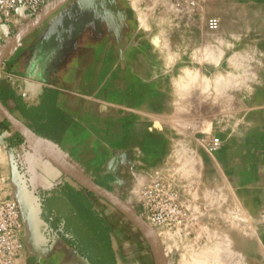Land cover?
Here are the masks:
<instances>
[{
    "label": "crops",
    "instance_id": "1",
    "mask_svg": "<svg viewBox=\"0 0 264 264\" xmlns=\"http://www.w3.org/2000/svg\"><path fill=\"white\" fill-rule=\"evenodd\" d=\"M56 2L0 69V198L21 205L25 264H159L148 234L78 181L106 176L96 184L137 213L156 178L180 190L185 226L156 233L173 264L207 249L216 264H264V0H210L219 33L166 0ZM38 15L0 20V52ZM212 133L219 168L196 159Z\"/></svg>",
    "mask_w": 264,
    "mask_h": 264
},
{
    "label": "built area",
    "instance_id": "2",
    "mask_svg": "<svg viewBox=\"0 0 264 264\" xmlns=\"http://www.w3.org/2000/svg\"><path fill=\"white\" fill-rule=\"evenodd\" d=\"M53 0H0V20L10 17L18 8L30 15H38ZM175 10L197 11L210 0H166ZM210 31H218L221 21L217 17L205 19ZM2 131L0 119V133ZM220 138H213L208 151L216 153L222 148ZM142 205L139 215L154 229L177 230L185 226L188 213L180 190L167 180L156 178L141 190ZM25 224L20 203L15 198H0V264H25Z\"/></svg>",
    "mask_w": 264,
    "mask_h": 264
},
{
    "label": "water",
    "instance_id": "3",
    "mask_svg": "<svg viewBox=\"0 0 264 264\" xmlns=\"http://www.w3.org/2000/svg\"><path fill=\"white\" fill-rule=\"evenodd\" d=\"M56 3V4H55ZM60 3H57L56 0H54L48 8L43 10L28 26H26L24 29H22L19 34L11 40L0 52V69L2 67V64L4 63L6 57L10 53V51L14 48V45L18 39H20L23 36L28 35L31 33L39 24H41L49 15H51L55 10L58 8ZM0 114L6 118H10L9 111L6 109V107L2 104L0 101ZM42 148V147H41ZM43 149V148H42ZM66 173L72 177H75V175L70 172V170L66 168H62ZM76 178V177H75ZM78 181L80 184L87 189L92 190L93 192L104 196L108 200H110L117 208H119L122 212H124L131 220H133L138 226H140L143 230L146 229L149 232V236L151 237L152 243L155 248V252L159 259V264H166V258L163 253V248L161 246V243L155 233V231L152 229V227L141 218V216L135 212L129 205H127L125 202L120 200L118 197L114 196L113 194L107 192L105 189L98 186L95 182H92L90 179L86 177H79Z\"/></svg>",
    "mask_w": 264,
    "mask_h": 264
},
{
    "label": "rangeland",
    "instance_id": "4",
    "mask_svg": "<svg viewBox=\"0 0 264 264\" xmlns=\"http://www.w3.org/2000/svg\"><path fill=\"white\" fill-rule=\"evenodd\" d=\"M206 8V6H204L203 8H200L199 10H197L196 12H200L201 13V18H202V20L203 21H205V19L206 18H208L209 17V15H208V12H207V9H205ZM218 13H214V12H211V16H216V17H218V15H217ZM238 16H239V18H238V21L240 22V24H242V23H244V18H243V13L242 14H238ZM253 20V19H252ZM252 20H250V21H252ZM253 26V25H252ZM251 26H249V27H244L243 29H242V35L243 36H252V35H254V30L252 29V30H250L249 31V28H250ZM220 31L218 30L216 33H219ZM230 32L231 31H228L227 30V35H228V37L230 36ZM211 140H210V142L212 141V139L213 138H216V137H218L219 138V136H217L216 134H214V133H212L211 134ZM209 142V143H210ZM222 142H223V145H222V148L218 151V152H216V153H210L209 151H208V144L206 145V148H204V151H205V156H204V158L202 157V155L200 156V157H198V158H196V159H198V160H200V161H202V159H207V156H208V158H210V166H211V168H219V163L221 162V160L222 159H225L226 161H225V163H227V160H229V158L228 157H222V159L219 157V155L221 156V154L223 155L226 151H227V148H226V150L225 151H223V148H224V145H225V142H224V140L222 139ZM231 160L233 159L232 157L230 158ZM229 162V161H228ZM202 164V163H201ZM200 164V165H201ZM222 175H224V177L226 176L224 173H222ZM215 177L217 178V173H215ZM226 179H228V177H225ZM218 179H221V178H219L218 177ZM229 191V190H228ZM228 191H226L227 192V196L228 197H231V196H229V192ZM225 192V193H226ZM36 195L41 199V202H42V204H43V200H45V198H46V195L44 194V192L42 191V190H40V189H38L37 190V192H36ZM45 211H46V209H45ZM44 211V212H45ZM139 212H140V210H139ZM139 212H138V214H139ZM45 214V213H44ZM44 216H46V215H44ZM154 231H155V233H157V231H158V229H154V228H152ZM164 230H166V231H168L169 233L171 232L170 230H168V229H164ZM157 235V234H156ZM158 239H159V241H160V243H161V246H162V248H163V253H164V256H165V258H166V264H173V261L171 260V256L167 253V251L165 250V247L163 246V244H162V241H161V239L158 237ZM259 245L260 246H262V245H264V240H263V238H260V241H259ZM199 247H200V249L202 248V247H204V246H202L201 245V243L199 244ZM209 251H211V252H209ZM169 252V251H168ZM215 251H213V250H205V251H203V253L201 252L196 258H192V259H196V260H198V259H203L204 261H205V264H216V262H217V254L216 253H214ZM208 253V254H207ZM215 256V257H214ZM212 257V258H211ZM210 259V260H209ZM188 261H186V263L185 262H180V264H190L189 263V259H187ZM202 260V261H203ZM214 260V261H213ZM203 261V262H204ZM215 262V263H214ZM218 264V263H217Z\"/></svg>",
    "mask_w": 264,
    "mask_h": 264
},
{
    "label": "trees",
    "instance_id": "5",
    "mask_svg": "<svg viewBox=\"0 0 264 264\" xmlns=\"http://www.w3.org/2000/svg\"><path fill=\"white\" fill-rule=\"evenodd\" d=\"M96 183L99 184L100 186H103L105 188H109V185L112 183V178L110 176H106L104 180L101 179H96ZM78 197H81L79 194H76ZM90 214L92 215V218L86 219V225H88V228L93 227V231L96 232V234H99L103 239H105L106 243H109V228L105 226V232H103L101 227L96 226V218L98 219V215L94 213L92 209H90ZM101 222L102 225H105L101 219L98 220Z\"/></svg>",
    "mask_w": 264,
    "mask_h": 264
},
{
    "label": "bare ground",
    "instance_id": "6",
    "mask_svg": "<svg viewBox=\"0 0 264 264\" xmlns=\"http://www.w3.org/2000/svg\"><path fill=\"white\" fill-rule=\"evenodd\" d=\"M196 79V78H195ZM221 83V82H220ZM218 84V83H217ZM185 87V86H184ZM19 126V125H18ZM19 128H21L20 126H19ZM22 130V129H21ZM26 135V134H25ZM27 136V135H26ZM28 137V136H27ZM28 138H30L31 140H33L38 146H40V147H42L43 149H46V148H48V146L45 144V143H43L42 141H39V140H34V139H32L31 137H28ZM144 231L148 234V236L150 235L149 234V232L146 230V229H144ZM150 237V236H149ZM151 238V237H150ZM208 250V249H207ZM202 252V251H201ZM209 252H211V251H209ZM203 253V252H202ZM215 253V252H214ZM198 254V253H197ZM208 254V253H207ZM215 257V256H214ZM193 258V257H192ZM194 258H196V257H194ZM212 258V257H211ZM197 259V258H196ZM196 259H191L190 261H189V263L190 264H205V261L203 260V259H198V260H196ZM204 262H203V261ZM210 260V259H209ZM214 261V260H213Z\"/></svg>",
    "mask_w": 264,
    "mask_h": 264
}]
</instances>
